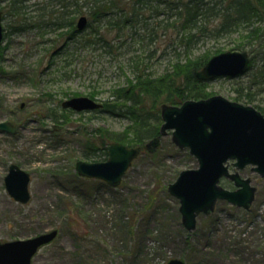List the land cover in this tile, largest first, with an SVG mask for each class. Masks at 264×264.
<instances>
[{"label":"rangeland","instance_id":"1","mask_svg":"<svg viewBox=\"0 0 264 264\" xmlns=\"http://www.w3.org/2000/svg\"><path fill=\"white\" fill-rule=\"evenodd\" d=\"M62 1L66 0H0L4 27L0 121L18 127L14 133L0 130V242L56 229V237L38 249L32 264H164L171 257L187 264H264V176L250 165L238 170L254 186L249 206L217 199L210 213L196 214L192 229L183 225L179 200L170 194L168 184L182 169L196 167L197 160L188 148L173 142L170 129L161 135L153 155L140 148L115 187L77 173V160L106 158L99 151L90 158L83 156L84 142L97 144L105 137L99 128L121 131L128 120L106 112L93 116L89 111L69 112L60 102L93 89L102 101L128 75V56H139L159 73L181 50L172 51L168 35L160 30L157 38H146L142 45L130 42L115 54L98 44L85 47L72 41L69 49L62 48L72 31L54 23L65 18L60 16ZM238 41L237 34L203 38L191 52L196 55L218 46L231 50ZM250 76L246 70L234 77H216L206 90L254 107L258 104L264 111V92L252 102L234 99L237 86ZM49 113L68 118L59 119L65 123L57 127ZM11 163L30 174L27 202L16 201L5 188ZM220 184L234 188L228 178Z\"/></svg>","mask_w":264,"mask_h":264},{"label":"trees","instance_id":"2","mask_svg":"<svg viewBox=\"0 0 264 264\" xmlns=\"http://www.w3.org/2000/svg\"><path fill=\"white\" fill-rule=\"evenodd\" d=\"M61 8L60 16L65 18L54 23L72 30L65 36L62 48L69 49L68 43L72 41L85 47L98 44L115 54L130 42L138 41L142 45L146 38H157L160 30L168 35L172 51L181 50L159 73L139 56H128V75L121 84L109 89L102 107L89 111L91 116L106 112L128 120L121 131L99 128L107 141L146 149L145 142L159 135L163 104L179 105L186 99L210 96L206 90L208 81L197 78L196 72L211 55L223 48H206L192 54V47L203 38L216 40L237 34L239 41L231 48L249 52L248 70L252 76L244 85L237 86L234 99L252 102L255 95L264 92V0H66L61 2ZM77 14L90 17L87 30L76 29ZM151 19L154 20L152 24ZM140 26H144V33L139 31ZM156 51L152 49L153 53ZM182 52L183 57L179 56ZM98 94L94 89L87 93L92 98H97ZM254 105L263 111L258 104ZM49 116L53 122L68 118L62 113H49ZM98 151L107 158V151L98 143L84 142L83 156L90 158Z\"/></svg>","mask_w":264,"mask_h":264},{"label":"water","instance_id":"3","mask_svg":"<svg viewBox=\"0 0 264 264\" xmlns=\"http://www.w3.org/2000/svg\"><path fill=\"white\" fill-rule=\"evenodd\" d=\"M87 25L85 15L79 16L76 28ZM3 40L2 12L0 10V43ZM247 51L225 50L212 55L196 72L197 78L210 80L218 76L234 77L243 73L249 63ZM63 107L76 111L93 110L102 103L87 96L76 95L64 99ZM160 133L172 129V140L180 148L188 147L195 156L197 166L182 169L175 180L168 184V191L179 200V211L185 228L192 229L196 214L210 213L217 199L247 208L254 195L250 179L238 170L246 165L264 176V114L252 105L230 100L222 95L200 99H186L180 105H163L161 108ZM0 130L15 132L16 127L8 121H0ZM107 150L103 161L79 159L75 169L79 175L98 178L111 186L120 183L125 170L140 151L119 141L107 143L99 139ZM159 138L146 142L145 147L154 151ZM231 161L234 170H230ZM230 179L234 189L224 187L220 180ZM30 174L18 164L11 163L4 176L8 193L19 202L30 198ZM57 235L52 229L38 235L0 242V264H32L31 258L44 244ZM165 264H186L179 257L168 259Z\"/></svg>","mask_w":264,"mask_h":264},{"label":"flooded vegetation","instance_id":"4","mask_svg":"<svg viewBox=\"0 0 264 264\" xmlns=\"http://www.w3.org/2000/svg\"><path fill=\"white\" fill-rule=\"evenodd\" d=\"M61 102H62V101H61ZM61 102H60V106L62 107ZM21 106H22V104H21ZM62 109H63V110H67V111H69V112H73L72 109H70V108L62 107ZM40 115H41L40 113H37V116H40ZM53 125H63V123H62V122H53ZM14 126H15V125H14ZM15 127H17V126H15ZM17 128H18V127H17Z\"/></svg>","mask_w":264,"mask_h":264}]
</instances>
